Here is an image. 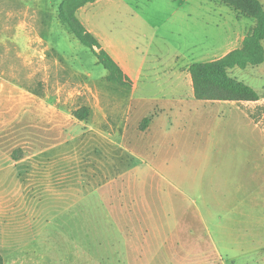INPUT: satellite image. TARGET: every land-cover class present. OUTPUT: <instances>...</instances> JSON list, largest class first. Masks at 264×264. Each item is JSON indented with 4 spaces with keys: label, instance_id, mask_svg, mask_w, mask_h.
Segmentation results:
<instances>
[{
    "label": "rangeland",
    "instance_id": "374dc122",
    "mask_svg": "<svg viewBox=\"0 0 264 264\" xmlns=\"http://www.w3.org/2000/svg\"><path fill=\"white\" fill-rule=\"evenodd\" d=\"M63 1L0 0L5 264H264V50L229 70L259 95L238 103L248 120L236 103L195 99L190 75L243 46L257 26L248 1L78 9L140 74L131 89L107 81L62 21ZM86 109L84 121L73 115Z\"/></svg>",
    "mask_w": 264,
    "mask_h": 264
},
{
    "label": "trees",
    "instance_id": "16d2710c",
    "mask_svg": "<svg viewBox=\"0 0 264 264\" xmlns=\"http://www.w3.org/2000/svg\"><path fill=\"white\" fill-rule=\"evenodd\" d=\"M96 0H64L60 8V17L68 25L82 45L91 49L98 63L107 71V81L121 87L131 89L133 87L132 79L124 72L120 64L112 55L103 48L96 36L89 32L78 19L76 12L81 7L92 4ZM238 10H245L236 0H222ZM248 5L254 9V17L257 20V26L252 33L248 35L243 46L230 52L224 58L194 63L190 66V74L193 83L194 96L200 101H259L258 93L245 83L238 81L230 76L229 70L238 67L246 69L252 65L255 60L256 49L263 53L264 47V12L257 0H247ZM255 50V51H254ZM262 61V58L260 59ZM257 63H261V62ZM88 110H78L73 115L80 121L88 117ZM146 122L148 120H145ZM0 264H5L4 257L0 253Z\"/></svg>",
    "mask_w": 264,
    "mask_h": 264
},
{
    "label": "crops",
    "instance_id": "0c3cea01",
    "mask_svg": "<svg viewBox=\"0 0 264 264\" xmlns=\"http://www.w3.org/2000/svg\"><path fill=\"white\" fill-rule=\"evenodd\" d=\"M228 42H231L230 40L228 41ZM232 43V42H231ZM121 66V65H120ZM122 67V66H121ZM123 68V67H122ZM123 70H124V72L131 78V74H129V73H127L126 71H125V69L123 68ZM191 75V74H190ZM132 77H137V79H138V77H140V74H139V76L138 75H136L135 74V76L133 75ZM132 79V81H133V78H131ZM192 85H193V83H192ZM143 88H150V89H152L149 85H143ZM160 88V87H159ZM169 90H171V89H169ZM165 91V90H164ZM193 93H194V89H193ZM159 97H162V95L160 94L159 95ZM195 97V96H194ZM157 99V98H156ZM196 99V98H195ZM152 100H155V98H152L151 99V101ZM202 102H206V101H202ZM207 102H210V101H207ZM213 102H224V103H236V107L233 109H230L229 108V110H233L234 112H236L237 114H239V116L241 117V118H243V119H245V120H248V113L245 111V110H243L239 105H238V103H240V102H237V101H213ZM246 102H248V101H246Z\"/></svg>",
    "mask_w": 264,
    "mask_h": 264
}]
</instances>
